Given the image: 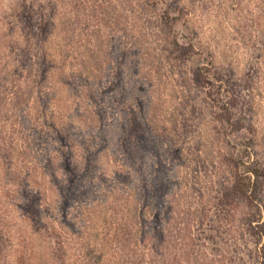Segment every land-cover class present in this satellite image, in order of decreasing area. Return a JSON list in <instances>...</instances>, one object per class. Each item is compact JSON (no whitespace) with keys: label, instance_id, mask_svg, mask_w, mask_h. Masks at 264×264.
I'll use <instances>...</instances> for the list:
<instances>
[{"label":"trees","instance_id":"16d2710c","mask_svg":"<svg viewBox=\"0 0 264 264\" xmlns=\"http://www.w3.org/2000/svg\"><path fill=\"white\" fill-rule=\"evenodd\" d=\"M198 5L58 0L47 26L34 9L0 32V264H221L210 226L250 241L223 264H264V57L237 30L257 74L218 38L188 69ZM19 215L42 254L10 252Z\"/></svg>","mask_w":264,"mask_h":264},{"label":"rangeland","instance_id":"374dc122","mask_svg":"<svg viewBox=\"0 0 264 264\" xmlns=\"http://www.w3.org/2000/svg\"><path fill=\"white\" fill-rule=\"evenodd\" d=\"M57 1L58 0H0V32H9L14 26H17V24H20V27L22 26L21 29H23L26 22L29 23V17L35 13L34 9L40 12L41 17L40 19L37 17V27L40 26V29L42 28L43 20L46 21L45 25L47 26V23L52 21L55 15L58 17L60 16L55 6ZM197 3L199 5L198 7L194 6L196 11L194 13V20H191V23L199 26V30L197 31V33L199 32V34H197L198 37H196L190 29L181 27V23H179L177 27L181 30L183 39L192 38L195 41L197 40V42H200V47H202L200 48L202 54L190 60V62L187 63V68H195L198 64H208L211 59L208 57L207 48L204 47L208 45L211 46L213 43L216 45L217 43L214 39L218 38L222 42L223 49L225 48V44L229 47H240L234 48V53L237 52L236 55L230 52L231 49L227 50L228 55L234 58L236 69L239 74L242 75L244 73L243 69H246V66L248 64L250 65V62V71H254L257 74L259 71L257 69V67H259L257 59L262 56L264 57V51H260V48H264V41L255 38V36L258 35L257 33L264 30V0H197ZM195 9H192V11ZM240 17L241 20L239 21ZM53 24H50L51 27L49 30L53 28ZM28 26H31L30 23ZM237 30H241L242 32L247 31L249 33H246L247 41L249 42L250 48L254 47L252 48L254 49L253 56L257 58L256 60L253 61L251 58L248 59L250 56L245 55L243 48L239 46L241 44H238L235 39V32ZM251 32H253V35H250ZM3 38L2 40L0 39V43L4 42ZM256 42L258 46H256ZM249 52L250 51L247 53ZM214 64L219 67H227V61H223L221 57L218 58V61ZM237 78L240 79L241 77L237 76ZM262 92L263 97H260V104H262V107L257 108L258 112L253 121L257 131L260 132V138H262L264 133V90ZM248 137L249 134L245 130L238 135V138H242L243 140H247ZM15 220V222H12L13 225L7 223L9 227L12 228L10 234L13 237V243L9 247L10 252H15L14 250H16V252L18 251L17 253H19L21 250L32 248L33 245L31 246L29 243L33 240L32 243H36V253L42 254V241L34 237L35 234L30 229L31 227L29 228V226H27L28 222L22 220L20 215ZM210 227H205V229H203L201 238H204L203 240H205L209 252L218 260H223V262L226 263V259L231 258L232 253L238 255V258L243 256L246 258L248 254H250L252 247L249 240L247 244L245 240H241L240 238L235 239L222 228L218 231L216 227ZM223 262H221V264H223Z\"/></svg>","mask_w":264,"mask_h":264}]
</instances>
